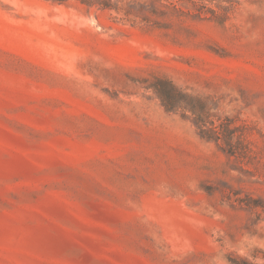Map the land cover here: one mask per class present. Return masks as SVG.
Instances as JSON below:
<instances>
[{"label":"rangeland","instance_id":"rangeland-1","mask_svg":"<svg viewBox=\"0 0 264 264\" xmlns=\"http://www.w3.org/2000/svg\"><path fill=\"white\" fill-rule=\"evenodd\" d=\"M0 264H264V0H0Z\"/></svg>","mask_w":264,"mask_h":264},{"label":"trees","instance_id":"trees-1","mask_svg":"<svg viewBox=\"0 0 264 264\" xmlns=\"http://www.w3.org/2000/svg\"><path fill=\"white\" fill-rule=\"evenodd\" d=\"M59 1L64 2L67 0H59ZM81 1L90 6L95 4H100L103 7L112 6V0H81ZM162 82H163L162 85L155 86V90L167 109L176 110L182 107L184 109L192 111L196 115L195 123L200 129L199 133L201 134L202 137L215 141H219L222 138L219 127H222L223 123L209 127L206 124L202 111H199L200 109H198V107H195L194 105H190V103L181 99L182 97L189 96V94L183 93L178 88V86L170 80H164ZM197 99L200 102V104H202L201 105L202 107H206L205 101H203L200 97H197Z\"/></svg>","mask_w":264,"mask_h":264}]
</instances>
